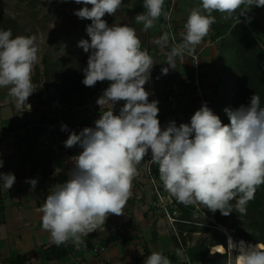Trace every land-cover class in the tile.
Here are the masks:
<instances>
[{
  "label": "clouds",
  "instance_id": "9594fccd",
  "mask_svg": "<svg viewBox=\"0 0 264 264\" xmlns=\"http://www.w3.org/2000/svg\"><path fill=\"white\" fill-rule=\"evenodd\" d=\"M74 2L85 5L74 14L91 21L86 27L90 42H78L89 53L82 83L94 87L97 82L108 81L109 86L97 100L100 107L108 108L94 127H85L79 134L72 132L64 142L66 148L78 145L82 151L75 157L69 178L55 185L41 205L42 230L57 246L69 241L80 245L83 237L104 226L109 214L123 215L138 165L149 152L166 191L178 202L186 206L199 203L227 216L233 212L231 202L236 200V211L246 214L248 202L264 184V107L260 97L254 94L247 105L225 108L228 124L222 123L205 102L189 123L177 126L169 121L162 129L158 101L149 102L150 93L144 87L155 64L153 58L142 49L134 27L109 26L103 19L105 14L114 16L122 0ZM163 5L164 0H144L146 11L135 18L144 31L162 15ZM242 5L237 19L252 6L264 7V0H200L186 20L183 42L169 51L167 65L174 68L176 58L183 59L185 50L195 51L216 22L214 12L230 19ZM168 39L164 34L159 42L166 45ZM35 40V36L13 37L11 29H0V88H9L20 111L35 91L32 73L39 51ZM168 70L162 68V74ZM120 101L124 103L116 113L114 108ZM65 130L67 126L62 125L61 131ZM0 182L9 190L15 176L0 173ZM27 182L34 190L37 180ZM233 250L235 264H264V247L229 240L228 251ZM144 264L171 261L162 252H152Z\"/></svg>",
  "mask_w": 264,
  "mask_h": 264
},
{
  "label": "trees",
  "instance_id": "16d2710c",
  "mask_svg": "<svg viewBox=\"0 0 264 264\" xmlns=\"http://www.w3.org/2000/svg\"><path fill=\"white\" fill-rule=\"evenodd\" d=\"M180 1L190 12L200 4V0ZM45 2L46 0H15L17 7L28 20L19 22L16 16L6 15L0 10V29H11L13 37L30 36L33 33V28L36 29L34 33L37 31L40 33L44 27H49L48 23L58 22L60 28V23L65 21L66 24L61 26L60 33L52 31L53 35H49L51 37L45 44H38L39 65L34 66L32 83L39 85L42 81L46 88H52L68 109L81 106L91 100H98L109 86V82H97L94 87H86L82 81L84 79L83 69L87 66L88 57L82 56L81 53L71 52L78 46V42L84 39L80 37L75 28H80V33L87 39L86 27L90 24V20L78 18L74 14L77 6H70L67 0L61 1L58 6L54 5L44 10ZM243 8L242 5L241 9H238L230 19H224L223 14L214 12L216 22L211 26L208 36L209 41L216 43L221 64L226 63L231 68L230 73L222 74V77L214 85L213 95L218 104L219 118L224 124H228L229 119L224 111L223 101L227 105L226 108L236 109L241 105H247L250 98L256 94L260 97L261 106L264 107V7L252 6L245 15L237 19V14ZM142 9L143 0H122V5L117 13L114 16L105 14L103 19L111 26L115 24L119 15L124 13L135 15ZM47 21L49 22L46 23ZM45 36L47 35H42L39 41H45ZM141 47L142 49L146 48L145 42H141ZM229 56L234 59L235 67L226 62V58ZM224 86L226 87L225 95L222 94ZM34 133L39 136L41 131L37 129ZM149 172L150 177L152 176L151 179H154L159 185L160 192L164 193L158 165L151 163ZM174 199L175 205L178 206L181 213L180 219L174 221L176 223L174 225L180 231L196 229L202 225L206 237L199 239L193 247L188 249L185 247L186 239L181 237L180 247L175 243L173 251L164 254L172 263L226 264V254L210 252L213 246L225 247L224 234H221L217 229L219 226H227L236 238L235 240H243L248 245L264 247V184L257 188L255 198L248 202L247 212L244 215L236 211V200L231 202L233 212L227 216L222 215L219 210L213 213L204 205L197 203L202 210L206 211L211 221H206V218L204 220L196 218L194 207L197 204L186 206L178 202L175 197ZM3 214V183L0 182V225L4 223ZM212 254L216 258H211ZM64 255V250L53 247L49 249L44 260L52 261ZM229 256L233 264L234 257ZM25 260V257H16L6 264H23Z\"/></svg>",
  "mask_w": 264,
  "mask_h": 264
},
{
  "label": "crops",
  "instance_id": "0c3cea01",
  "mask_svg": "<svg viewBox=\"0 0 264 264\" xmlns=\"http://www.w3.org/2000/svg\"><path fill=\"white\" fill-rule=\"evenodd\" d=\"M164 7L165 5L163 10ZM145 11L143 8L138 14ZM138 14L119 15L115 24L134 26L141 42H145V49H148L155 63L147 82V85L152 87L151 81H169L161 71L162 68H167L168 61L155 41L158 19L152 28L144 31L143 25L135 19ZM189 14L190 10L177 0V12L173 15V22L181 43ZM209 34L210 31L194 51L200 55V65L209 69L202 78V85L206 90L213 87L222 77L219 54L216 46L208 40ZM213 66L218 68L212 69ZM186 67L187 61L183 60L174 67V73L182 74ZM16 103V99L9 95V88H0V142L5 143V147L0 145V160L3 161L0 173H12L15 176V182L9 190L3 187L4 223L0 225V264H6L16 257H25L23 264H144L152 252L168 254L173 251L175 240L166 223L159 220V217L154 219L152 212L149 213L148 204L139 202L134 197L127 201L123 215L109 214L103 227L83 237V244L76 245L71 241L59 246L54 244L50 234L42 230L40 207L46 196L53 191V187L69 178L75 156H69L67 159H62L61 156L57 158L46 150L40 138L33 139V133L13 134L14 126L21 119V111ZM62 147H65L64 143L60 144V148ZM146 160H142L143 164ZM139 169L138 167V171ZM141 175L140 172L133 183L141 178ZM31 179L37 180L34 190L27 182ZM144 189L146 188L132 187V190L141 196L146 195ZM53 247L64 250L65 255L56 260L45 261V255ZM95 247L104 250L93 254L92 249Z\"/></svg>",
  "mask_w": 264,
  "mask_h": 264
},
{
  "label": "built area",
  "instance_id": "2783aa9c",
  "mask_svg": "<svg viewBox=\"0 0 264 264\" xmlns=\"http://www.w3.org/2000/svg\"><path fill=\"white\" fill-rule=\"evenodd\" d=\"M164 5L163 13L156 23L155 30L157 31V35L155 41L159 45L162 54L167 58L171 48L181 44V41L175 32L173 22V15L177 12V0H164ZM166 16L169 18L166 19ZM164 34H167L169 37L166 45H162L159 42L160 37ZM213 44L216 46V43ZM183 60L187 61V67L182 74H175L174 68H170L167 65V68H169L168 73L166 74L169 79L168 82H156L152 87H149L147 83L144 85L145 90L150 93L148 97L149 102L151 99H155L158 101V108L161 105V108H159L158 119L162 129L169 121H175L177 126L181 123H189L194 112L205 102L213 113L219 116L218 104L213 95L214 86L206 90L202 85L203 74L209 69L203 68L200 65L199 53H189L185 50L183 59L180 57L176 58L175 66L180 64ZM217 68V66H213L212 69ZM37 101L39 100L32 98L27 99L25 103L31 105V108L29 110L27 109V105L24 106V110L21 111V123L12 131V133L15 135L33 133V137H44L46 139L44 146L49 148L52 147V141L57 137L67 138L72 132L79 134V132L85 127L95 126V122L93 121L86 122L84 119L76 120L74 117L77 115V111H82V109L87 111L97 109L95 112L102 114L103 111L108 108L107 105L100 107L97 104V101H90V103H87L82 107L68 109L61 99L52 96H49L46 99L44 107L41 108V102ZM118 111L119 105L117 103L114 112ZM62 125H66L67 130L61 131ZM37 129H40L41 131V135L39 136L34 133ZM0 145L5 147L4 142H0ZM49 148L47 150H49ZM79 153L80 152L75 153V156L79 155ZM63 157L67 156L64 155ZM146 159L148 161L147 174L149 175V165L152 163L151 155ZM167 217L169 219L168 215ZM103 250V248L95 247L92 249V253L98 254Z\"/></svg>",
  "mask_w": 264,
  "mask_h": 264
},
{
  "label": "rangeland",
  "instance_id": "374dc122",
  "mask_svg": "<svg viewBox=\"0 0 264 264\" xmlns=\"http://www.w3.org/2000/svg\"><path fill=\"white\" fill-rule=\"evenodd\" d=\"M61 1H64V0H46V2L44 3V10H46L47 8L52 7L54 5L58 6ZM67 3H69V5L72 6V7L77 6V10L79 8L85 6L83 4L75 3L74 0H67ZM87 7L91 8V5H87ZM258 8H261V7H258ZM0 10L2 11V13L6 14V15L16 16V18L18 19L19 22H24V21L28 20L22 14V11L17 7V5L15 3V0H1L0 1ZM48 22L49 21H47L46 23H48ZM48 24H49V27H44V29H42V31L40 33L38 31L36 33H34V31L36 29L33 28V33L30 36H35L36 37L35 43H36L37 48H38L39 45L45 44L49 40L48 38L51 37L49 35H53L52 31L60 33L61 32V26L63 24H66V23H65V21H62L60 23V28H59L58 22L54 21V22H51V23H48ZM90 24H91V21H90ZM75 30L76 31L78 30L77 33L80 35V37H83L84 39H86L80 33V31H79V30H81L80 28H75ZM42 35H47V36L44 37L45 41L40 42L39 39L41 38ZM76 37H78V36H76ZM87 39L90 42V37L89 36H88ZM71 52L75 53V54L76 53H81L82 56H87V57L89 55V53L84 52L83 48L79 47V46H77L76 48L72 49ZM226 62L229 65L235 67L234 59L232 57L229 56L228 58H226ZM36 65H39V58H38V60H37V62H36V64L34 66H36ZM39 70H41L40 67H39ZM230 71H231V68H229V66H227L226 63H222V74L223 75H227V74L230 73ZM33 74H34V69H33V73H32V78H33ZM153 83L154 82L151 81L152 85H153ZM37 84L36 83L33 84V87H34L35 91L30 96H32V99H38L39 101H37V102H41V108L44 107V102L46 101V99L49 96L59 98L55 94L53 89L52 88H46L42 81H40L39 85H37ZM222 94L223 95L226 94V87L225 86L222 88ZM152 100H155V99H151L150 102ZM91 101H97V100H91ZM87 103H90V101H88ZM86 104H83L81 106H76V107H82V106H84ZM223 104H224V108H226L227 105H226V103L224 101H223ZM118 105H119V108L122 107L123 102L122 101L118 102ZM76 107H74V108H76ZM159 108H161V105L159 106ZM96 110L97 109L87 111L85 109H82L83 112L82 111H77V115L74 118L76 120L84 119L86 122H90V121L95 122L100 116V114L95 112ZM220 110H222V109H220ZM116 113H118V112H116ZM20 123L21 122H20V119H19L17 124L14 126L13 130L15 128H17V126H19ZM35 138H37V137H34L33 139H35ZM39 138H40L41 144L44 146V143H45L46 139L44 137H41V136L38 137L37 139H39ZM67 138L57 137V138H55L52 141L53 144H52L51 148L45 147V146L44 147L46 148V150L49 148L48 151L50 153H52L53 155H56V157L57 156L58 157L61 156L62 159L63 158L67 159V158H69V156H75L76 155L75 153L81 152L82 149L78 145L74 146L72 148H66V147L60 148V144L64 143L67 140ZM64 155H66L67 157H63ZM149 155H151L150 152H149V154L147 156H145V159ZM147 166H148V161L147 160H146V162H144V164H143V161H142L138 165V167L140 168L139 171L141 172L142 175H141V178H139L138 180H135V182L133 183V186L136 187V188H139V187L144 188L145 187L146 189H144V190L146 191V195L143 194L141 196L136 191L132 190L131 197H134L139 202L142 201V202L148 204L149 213L152 212V214L154 215L153 218L154 217H159V218H161L159 220H162V221H164L166 223V226L169 229L170 234L173 235V238L175 239V243L179 247H180L179 240H180L181 237L186 239L187 245L185 247L187 249L190 248V247H193L198 242L199 239L206 237V232L204 230V227L202 225H199L200 227H197L196 229H182L180 231L176 227V225H174V224H176L175 223L176 220L180 219V214H181L179 212L178 206L175 205V202H174L175 199H174V197H172L170 195V193L168 191H166L164 185H163L164 193L160 192L159 185L156 183V181L154 179L153 180L151 179L152 176L150 177V172H149V175L147 174ZM149 167H150V165H149ZM139 171H138V176L140 175ZM161 202H162V204H161ZM154 205H155V207H154ZM194 205H196V204H194ZM194 209H195L196 218H199V219H202V220H204V218H206V221L210 220V218L206 214V211L202 210L198 204L194 207ZM167 215L169 216V219H168ZM217 229H218V231L221 234H223V231H224V232L232 235V232L227 228V226H219V227H217ZM180 232H181V234H180ZM233 239H236V238L233 236ZM210 252H211V250H210ZM232 256L234 257V254ZM210 257L211 258H216V256L214 254L210 255ZM229 257H230L229 255H226V258H225L226 264H232L230 259H229ZM234 259H235V257H234ZM188 264H191V263L188 262Z\"/></svg>",
  "mask_w": 264,
  "mask_h": 264
},
{
  "label": "bare ground",
  "instance_id": "6f19581e",
  "mask_svg": "<svg viewBox=\"0 0 264 264\" xmlns=\"http://www.w3.org/2000/svg\"><path fill=\"white\" fill-rule=\"evenodd\" d=\"M223 234H224V239H225V247H221V245L213 246L211 248V252H217V253L226 254V255H233V254L235 255L236 254L235 250H233L232 253L230 251H228L229 240H231L234 243L239 242V241H243V240H235L231 237L230 234H228L224 231H223ZM233 264H235V259L233 261Z\"/></svg>",
  "mask_w": 264,
  "mask_h": 264
}]
</instances>
